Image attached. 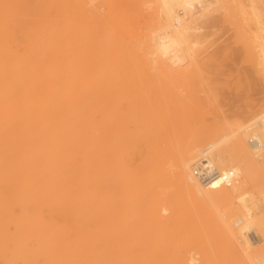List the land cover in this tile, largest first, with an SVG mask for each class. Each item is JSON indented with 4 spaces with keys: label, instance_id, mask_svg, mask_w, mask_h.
Segmentation results:
<instances>
[{
    "label": "rangeland",
    "instance_id": "1",
    "mask_svg": "<svg viewBox=\"0 0 264 264\" xmlns=\"http://www.w3.org/2000/svg\"><path fill=\"white\" fill-rule=\"evenodd\" d=\"M84 12L0 0V67L30 76L29 141L0 120V264H248L179 168L216 143L236 169L229 126L264 110V69L228 23L207 43L105 12L90 39Z\"/></svg>",
    "mask_w": 264,
    "mask_h": 264
},
{
    "label": "bare ground",
    "instance_id": "2",
    "mask_svg": "<svg viewBox=\"0 0 264 264\" xmlns=\"http://www.w3.org/2000/svg\"><path fill=\"white\" fill-rule=\"evenodd\" d=\"M75 1L77 8L80 11H85L81 14L83 18L85 19V16H89L88 22L86 20L87 23L82 25L84 29L82 30L83 38H94L96 34L95 27L103 22L105 12H111L114 19H120L126 13L129 17H132L131 21L133 22V17H136L135 13H147L143 17H148V20L150 19L160 27L162 26L160 30L163 27L166 29H164L166 32H161L162 34L159 30V34L164 35L166 33V37L182 40L203 38L207 43L220 40L221 36L218 35L220 31L217 26L221 23H228L235 30L234 37L236 41L242 43V51L246 52L249 57L256 59L257 63L254 61V66L257 64L258 70L261 67L264 69V0H107L105 4L101 3L94 7L87 4L85 0ZM89 1L91 2L90 4H95L98 0ZM207 5L210 9L206 11ZM142 14L138 15V17ZM141 19L143 20V18ZM136 20L134 23L129 21V25L133 26L134 24L136 26ZM148 20H144L146 21L144 23L149 24ZM203 23H207L209 26L202 27ZM150 24L149 26H151ZM154 25L147 29L152 31ZM157 28L156 30H158ZM204 28H210V30L202 31ZM154 32L153 30L150 33L153 34ZM161 35L159 36L161 37ZM210 50L212 49L209 48ZM18 58L11 60L13 70L9 69L8 64H6L4 69L0 67V120L13 122L15 124V133L25 136L29 141L30 131L27 116L30 108V76L29 71L26 68L24 69L21 63H17L19 61ZM250 119L252 120V122L249 121L250 124H246L247 121H245L244 125H236L238 127L233 130L231 129L232 126H229L231 127L229 128V137L233 138V143L231 142L232 160L233 163L237 164L236 169H226V166L223 165L226 162L225 160H230L229 157L224 159L220 157L216 160L213 158V152L216 148L215 143L198 153L196 157L193 156L183 162L179 171L183 182L189 187L195 185L199 193L196 195L203 198L202 200H209L214 207L210 206L215 211L218 210L216 227L225 236L229 244L235 248V250H232H237L238 252L236 253L240 252L244 255L248 264H264V210H262V206L260 207L261 210H258L255 203L258 197L264 200V148L252 149L248 144L251 136L264 143V110L253 117L251 116ZM242 133L245 137L248 136L246 139L247 146L240 138ZM251 151L257 159L253 157ZM202 158L217 168L219 172L235 171L237 175L234 185L230 188L221 186L213 188L203 187L195 179L192 172L193 165L201 161ZM253 190L257 191V198L254 197ZM209 201L206 203H209ZM253 206H256V208ZM57 215L60 216L58 213ZM48 219L51 220V218ZM70 219L72 220V218ZM249 233H254L258 241L251 240L248 236Z\"/></svg>",
    "mask_w": 264,
    "mask_h": 264
},
{
    "label": "built area",
    "instance_id": "3",
    "mask_svg": "<svg viewBox=\"0 0 264 264\" xmlns=\"http://www.w3.org/2000/svg\"><path fill=\"white\" fill-rule=\"evenodd\" d=\"M248 144L252 149L264 148V143H261L257 138L252 136L249 138ZM192 172L195 179L206 188L219 186L230 188L234 185L237 175L233 170L219 172L217 168L212 166L204 158L193 165ZM248 236L251 240L258 241V238L254 233H249Z\"/></svg>",
    "mask_w": 264,
    "mask_h": 264
}]
</instances>
